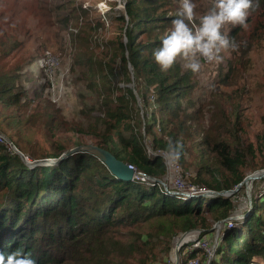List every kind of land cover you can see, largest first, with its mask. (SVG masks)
<instances>
[{"label":"rangeland","instance_id":"374dc122","mask_svg":"<svg viewBox=\"0 0 264 264\" xmlns=\"http://www.w3.org/2000/svg\"><path fill=\"white\" fill-rule=\"evenodd\" d=\"M214 2L193 0L197 20ZM125 3L126 0H0V132L30 161L79 145L98 146L104 130L100 120H106L107 111L114 117L127 116L122 126H128L127 134L146 135L136 93V85H141L140 89L143 85L122 60L127 54L128 36L135 34L139 24L129 22ZM135 3L140 8H154L165 21L160 28L153 24L148 33L139 32L137 42H160L175 18L179 0ZM247 20L235 38L238 49L222 53L224 59L219 65L205 64L198 74L185 70L180 61L174 66L191 86L185 100H176L175 104L186 106L185 102L190 101L187 113L199 119L194 127L185 125L178 134L185 150L184 164L178 163L186 183L199 186L189 178L196 177V164L203 161L201 155L208 153L211 140H230L229 135L237 138L235 143L247 154L236 175L244 179L264 171V149L257 142L264 132V24L255 13ZM236 27L239 25H225L223 32L229 35ZM153 88L149 89V97ZM6 89L8 94L1 92ZM193 128L200 129V135L196 136ZM159 129L154 126L153 133L147 135L146 152L152 150L149 136L160 137ZM176 129L177 125H173L169 131ZM204 141L207 143L203 147H197ZM249 147L253 156H248ZM167 155L171 161L176 160L173 154ZM152 179L158 185L163 183V178ZM233 195L232 214L222 220L207 215L209 231L203 233L200 226L192 230H201L200 235L206 234L204 239L209 242L214 241V227H219L221 234L233 228L241 230L244 222L240 220L246 218L253 201L264 197V177L253 181L250 189L243 184L229 198ZM203 200L205 207L211 198ZM169 224L168 220L167 227ZM165 225L164 220H153L143 226L122 227L105 236L121 246L120 237L127 241L140 228L151 237H132L133 251L120 247L126 264H166L175 260L171 251L183 232L170 239L155 236L162 233ZM181 250L180 247L178 255ZM215 259L212 264H221L222 256L217 252ZM249 264H264V255L253 257Z\"/></svg>","mask_w":264,"mask_h":264},{"label":"trees","instance_id":"16d2710c","mask_svg":"<svg viewBox=\"0 0 264 264\" xmlns=\"http://www.w3.org/2000/svg\"><path fill=\"white\" fill-rule=\"evenodd\" d=\"M144 3L151 5L150 0ZM252 3L249 17L255 13L264 24V0H252ZM125 13L129 22L139 21L135 34L128 36L127 54L122 60L131 66L133 75L143 85L142 89L141 85H136L139 89L136 93L146 135L127 134L128 126L122 127L127 116L114 117L107 111L106 120H100L104 130L99 135L98 146L149 178L161 179L166 166L160 156L146 152L147 135L153 133L154 126H159L161 136H149L151 152L173 154L176 161L184 164V144L179 143L178 134L185 125L194 127L199 119L187 113L190 101L185 102L186 106L175 104L176 100H185L191 86L182 80L178 67L164 72L156 64L152 53L160 42H137L139 32L148 33L153 24L160 28L165 23L163 16L154 8H140L135 0H126ZM242 27H236L228 35L236 43ZM150 87H154L151 100ZM8 91L1 92L8 94ZM173 125H177V129L169 131ZM195 130L193 128V133L200 135V129ZM229 136L230 140H211L208 153L201 155L203 161L196 164V177L189 178L192 183L219 193L242 182L243 176L236 173L244 165L247 154L235 143L237 138ZM257 142L264 149V132ZM204 143L207 142H200L197 147H203ZM249 149L248 156H253V150ZM61 153L63 150L43 159H57ZM232 198L234 195L213 198L205 207L204 198L182 201L164 195L157 185L117 180L104 164L88 154L77 153L57 165L30 169L18 155L0 145V252L7 257L19 251L36 264H126L120 247L135 250L131 238L147 233L139 228L127 241L120 237L121 246L105 235H113L122 227L147 225L153 220L166 222L162 233L155 235L166 239L199 226L207 233L206 216L214 220L227 218L235 209ZM251 209L246 218L241 219L244 222L241 230H224L215 251V257L216 252L222 256L221 264H249L253 257L264 255V197L253 201ZM200 253L195 251L188 258ZM215 261L212 259L210 264Z\"/></svg>","mask_w":264,"mask_h":264},{"label":"clouds","instance_id":"9594fccd","mask_svg":"<svg viewBox=\"0 0 264 264\" xmlns=\"http://www.w3.org/2000/svg\"><path fill=\"white\" fill-rule=\"evenodd\" d=\"M195 8L193 0H179V8L170 28L152 53L161 71L167 72L180 61L185 70L198 74L205 64L222 63V53L235 51L239 47L223 32L225 25L246 26L253 3L252 0H215L208 12L198 20ZM0 264H36V261L19 251L7 257L0 252Z\"/></svg>","mask_w":264,"mask_h":264},{"label":"built area","instance_id":"2783aa9c","mask_svg":"<svg viewBox=\"0 0 264 264\" xmlns=\"http://www.w3.org/2000/svg\"><path fill=\"white\" fill-rule=\"evenodd\" d=\"M0 145H3L9 152L17 155V153H15L13 149V147L15 146L1 132H0ZM148 152L150 156H160L164 161V164L166 166V172L163 178V183H161L160 185L156 184L152 178H149L148 176H146L142 172L137 171L136 168L128 164V167L132 169L134 172L132 181L145 183L150 186L157 185L159 186L160 191L164 195L166 196L175 195V198L182 201H187L193 198H210L209 192H215L212 190H208L205 187L195 186L188 182L186 183L184 181L185 176L180 168L181 167L180 164L176 160L171 161L172 157H169L166 153H162V152L152 153L151 150L149 149ZM223 197H229V195H223ZM215 228H217L218 230L216 229L214 231L216 235L214 241L212 242H209L208 239L207 240L204 239L206 237V234L201 236L199 232L187 233L184 236V239L180 246L182 248V253L178 256L177 260L175 259L173 262H168L167 264H210V259L215 258V251L218 245L221 243L223 237V233L222 234L220 233V228L214 227V229ZM220 234H221V238H220ZM178 239L179 237L176 239V241ZM186 244H189V246H186ZM173 251L174 250H172L171 253L174 254ZM195 251L201 252L199 255L203 257L199 258L197 255L194 258H188V256Z\"/></svg>","mask_w":264,"mask_h":264},{"label":"water","instance_id":"95a60500","mask_svg":"<svg viewBox=\"0 0 264 264\" xmlns=\"http://www.w3.org/2000/svg\"><path fill=\"white\" fill-rule=\"evenodd\" d=\"M15 153L20 157L22 162L30 169H33L38 166H54L60 163L62 160L66 159L68 156L75 154V153H81V154H88L93 157H95L98 161H100L102 164L105 165L109 173L114 176L117 180L130 182L132 181V178L134 176V172L132 169L128 167V164L120 161L117 159L110 151H108L105 148H102L97 145H85V146H76L72 149H69L62 153L57 159H41V160H35L30 161L28 158H26L22 153H20L15 147H13ZM264 177V171L261 174H253L250 176H247L243 179L241 183H239L235 189L230 191H224V192H209L210 198H218L223 195H232L234 194L243 184L246 185V187L249 185V189L251 187V183L255 180H259ZM160 182V181H159ZM175 197V195H172ZM189 232H201V230H191L188 232L183 233L179 239L175 243L174 247V256L175 259H178V250L181 246V243L184 239V236Z\"/></svg>","mask_w":264,"mask_h":264},{"label":"bare ground","instance_id":"6f19581e","mask_svg":"<svg viewBox=\"0 0 264 264\" xmlns=\"http://www.w3.org/2000/svg\"><path fill=\"white\" fill-rule=\"evenodd\" d=\"M27 158V157H26ZM261 173H263V172H258V173H256V174H261ZM247 189H249V185L247 186ZM174 252V251H173Z\"/></svg>","mask_w":264,"mask_h":264}]
</instances>
